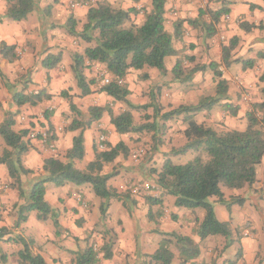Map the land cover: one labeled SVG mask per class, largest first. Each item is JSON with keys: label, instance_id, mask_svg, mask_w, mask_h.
<instances>
[{"label": "clouds", "instance_id": "1", "mask_svg": "<svg viewBox=\"0 0 264 264\" xmlns=\"http://www.w3.org/2000/svg\"><path fill=\"white\" fill-rule=\"evenodd\" d=\"M15 4L16 0H0V49L5 48V45L11 49L6 58L0 55V61L4 62L0 65V123L8 112L15 114L19 111L20 115L15 116L16 125L12 131L19 135L22 129L27 128L28 136L21 137V142L27 144L30 140L31 143L28 144L26 153L18 155V150L4 143L0 137V159H4L5 154H8L7 162L0 163V264H19L18 254L23 251L24 242L29 237L34 239L35 246L41 250L45 264H75L79 252L85 247L86 239L96 253L98 264H151V254L162 246L166 238L171 239V233L174 231L189 234L194 246L200 249L198 257H183L174 261V264H223V261L234 256L235 250L241 246L245 255L237 264H264V232L257 230L259 226L256 223L249 225L247 219L241 220L239 236L234 234L232 239L235 242L225 249L227 240L218 245L201 240L194 218L186 220L181 217L172 221L168 215L172 209L167 206L163 217L154 220L148 218L151 206L145 202L146 198L159 196L169 190L167 186L158 183L165 160H171L173 167L191 165L193 168H203L215 159L211 154L194 150H189L187 155H173L181 145L196 140L195 135L185 137L184 130L189 129V124L181 123L184 120L183 114L170 133V137L175 138L171 142L166 139L163 146L153 144L151 133L139 136L138 143L136 140H129L133 135L131 132L117 137L114 125L110 124L109 120L119 115V112L114 111L110 117L108 109H124L116 102L115 97L101 91L103 85L109 82L111 74L106 71V65L87 58L83 75L85 84L92 89V94L79 98L82 94L76 86V74L68 66L71 64V53L81 51L83 42L79 33L84 29L83 25L78 23L75 34L69 35L66 28L68 16L72 14L83 20L90 11H99L101 8L108 9L113 15L124 11L131 18L126 22V26L135 25L132 29L135 33L146 23L149 16L157 13L154 0H58L55 3L53 0H31L27 19L19 21L12 19L9 13ZM49 5H52L51 15L45 13ZM163 7L165 32L172 31L170 21L177 18L193 17L200 20L199 9L209 8L213 12H222L219 23L215 25L218 31L211 40L205 41L201 28H190L185 23L184 28L188 35L183 45H177L178 49H183L176 57L182 61L183 67H193L184 58L199 53L203 61L198 57L196 63L215 61V71L212 68L205 72L195 71L188 88L182 87L179 80L169 82L166 100L173 108L178 105L199 108L201 102L208 103L214 99L216 103L210 109L200 108L195 114L186 115L191 117L198 129L204 131L218 134H228L234 129L244 131L247 124L245 112L249 110L246 102H255L259 95H264L260 92L264 89V83L259 79L264 75V59H256L255 66L244 73L237 71L238 66L232 64V61L238 55L244 56L249 47L255 50L264 49V0H165ZM203 20L211 22L207 16ZM53 36L55 39H52ZM230 36H238L241 39L236 50L227 62H224L217 48L219 43L227 44ZM45 38L47 45L53 46V51L64 49L66 52L65 61L53 74L63 76V81L59 83L54 80L47 84L43 70H40V62L48 55L44 51L47 46L44 43ZM190 41L198 45L195 53L186 47ZM205 43L212 46L207 53L204 52ZM129 71L131 72V69ZM93 78L95 83H89ZM131 79H135V75ZM26 80L32 81L26 96L39 91L41 87H47L52 99L38 104L36 108L25 104L23 108L18 109L15 104H11L12 95L20 90ZM166 80L167 77L161 76L159 82ZM224 81L228 82V90L221 94L217 89ZM151 84L152 80L137 81L136 96L141 88H147ZM240 85L248 91L242 94L240 111L233 114L226 106L238 103L235 94L239 92ZM70 86L68 98L61 99L60 88L68 89ZM135 98L128 97L130 100ZM105 101L109 103L105 104ZM144 101L150 102V97L145 96ZM71 104H75L76 111L70 110ZM94 105L103 106L102 118L87 127L85 122L90 117L88 108ZM45 107L52 113L47 120L40 114ZM165 111L171 109L165 107ZM33 114L35 119L31 122L35 123L36 127L29 128V117ZM145 115L152 116L153 108L149 107ZM142 122L152 123V120ZM41 124H44V127H40ZM49 124L56 126L50 129ZM38 134L42 139H36ZM81 138L84 154L82 159H76L72 154L75 140ZM118 138L130 145L127 159L125 160L124 153L118 150L111 160H104L102 154L112 153ZM197 157L199 164L196 163ZM258 158L259 164L255 163V159L247 164L248 168L255 170L257 182L249 186L247 179L239 180L237 184H242L243 187L232 189L235 194H243L249 204L251 198L264 195V151ZM50 161L56 162L58 169L51 168ZM69 168L94 179H102L113 170H119L122 179L116 182V194L126 207L121 208L113 201L114 214L105 221L101 219L98 211L100 198L87 192H80L78 195L76 186L66 181V186L60 189L53 188L51 184L44 185L46 191L43 203L51 210L47 219H44L40 212L32 211L25 213L26 220L19 222L18 214L21 208L30 202L32 186L38 181L52 177L54 171L59 174L60 170ZM150 169H155V174H152ZM167 179L172 181L175 177L169 175ZM133 201L136 202L135 206ZM79 217H84L86 222L78 227L74 221ZM251 218L255 220L254 215ZM120 220H123V223L118 224ZM103 245L113 247L114 255L111 261L104 260Z\"/></svg>", "mask_w": 264, "mask_h": 264}, {"label": "trees", "instance_id": "2", "mask_svg": "<svg viewBox=\"0 0 264 264\" xmlns=\"http://www.w3.org/2000/svg\"><path fill=\"white\" fill-rule=\"evenodd\" d=\"M156 3L157 13L149 16L146 23H144L134 33L132 27H127L126 22L130 21L127 12L118 11L115 15L111 14L108 9L101 8L99 11H90L87 14V23L84 25V31L79 33V37L85 42H95V46L87 48L84 55L76 54L74 56L73 72L76 74L79 87L82 89V94H90V89L85 84V77L83 75L85 59L98 60L101 64L106 65V70L114 79L108 86L102 88L109 96L115 97L116 102L125 104L130 110H139L140 108L148 109L154 107L155 119L160 114L162 109L159 106L151 104L150 106L137 107L128 100L130 91L125 84V79L129 69L142 70L145 67L156 68L162 74H166L165 59L176 56L177 51L174 48V40L181 37L182 23H177L176 34L173 36L169 32L164 31L165 16L163 4L165 0H154ZM31 7V0H16V4L9 10L10 17L14 20L27 19V13ZM129 11H135L130 9ZM203 13V12H202ZM200 13V18L203 15ZM221 11L211 14L212 21L205 25L210 36L217 33L215 25L219 23ZM199 21L191 20L188 23L195 26ZM69 32L75 34V24L70 21ZM246 27V26H245ZM236 40L231 41L230 47L223 48V58L227 61L230 55V50L236 45ZM14 48V47H13ZM9 49L7 45L3 48L4 57L8 56ZM190 61H195L193 57H189ZM58 58L50 59V63L57 62ZM206 67L197 65L187 74L183 71L182 61L179 60L173 69L174 80L180 82H188L192 78L195 71H203ZM213 71L216 65H212ZM222 75V74H221ZM123 80L122 84H118L115 80ZM264 81V75L260 78ZM226 81L218 85L217 91L221 94L227 92ZM264 93V90H263ZM65 95L66 93H62ZM14 102L17 106L30 104L37 105L42 100L41 94L25 95L24 92H16L13 95ZM216 101L209 100L208 103L201 102L199 108H192L181 106L173 109L163 115L164 120L172 119L176 116L184 115L185 123L189 124V129L184 131L185 137L195 135L196 140L193 143L186 144L184 148L177 151V154H182L189 150L202 151L211 154L215 159L203 168H193L189 166L173 167L172 161H165L162 167V174L159 177L158 183L169 188L166 194L176 197V206L188 210L203 209L205 211L204 219L198 223V233L201 240H206L209 237L220 236L225 238L228 243L225 248L232 244L233 230L230 224L218 220L214 206L210 202L211 197H217L220 203L226 204L222 187L233 189L234 187H243L242 184H237V181L247 179L249 186L256 183V172L254 169L247 167L250 160L255 159V163L259 164V154L264 151V116L260 117L259 113H264V102L261 104L252 105V109L247 114V128L245 131H235L228 134H218L211 131H204L198 129L195 122L187 113L195 114L200 108L212 106ZM72 111H76V107L71 105ZM130 110L123 111L118 116L111 119L116 132L120 135L127 133H143L153 132L157 128V122L143 123L141 125L134 124V117ZM91 118L85 122L87 127H90L93 122L102 117V108L94 107L91 109ZM111 117L113 111L108 109ZM149 120V117H145ZM14 120L12 115H8L0 126V134L6 144L18 150V155H22L28 151V144L21 142V137L28 136L27 131H21L19 135L12 131ZM154 143L158 141L154 136ZM111 146V145H110ZM122 151L124 156L129 155L127 146L120 142L114 147L112 153H105L103 159L111 160L117 151ZM73 157L82 159L84 154L83 141L81 139L75 140V148L73 150ZM8 154H5L4 159H0V163H6ZM197 164H199V157H197ZM51 168L58 169L56 162H49ZM11 174V173H10ZM172 175L174 180L169 181L167 177ZM113 175H106L102 179H94L87 174L77 173L73 170H60L59 174L54 171L53 176L45 180L38 181L32 188L30 202L21 208L19 213V221L26 220L25 213L38 211L44 219H47L50 213V208L43 203V195L46 191L44 185L52 183L55 186L61 187L66 185V181L75 185L89 184L92 186L97 197L105 200L102 206V214L105 215L109 202L112 199H121L116 193V190L109 188L108 182ZM157 200L148 197L147 202L152 204ZM40 217H38L39 219ZM239 236V235H238ZM33 242L25 241L24 249L20 252L19 259L22 264H45L44 258L41 255H36L32 251ZM178 251L179 260L183 257L195 258L200 255V249L194 246V241L190 237L181 236L176 233L171 234V239H165L162 246L152 256V259L157 264H173L176 257L174 251ZM105 252L104 259L112 258L113 247L111 245H103ZM75 264H98L96 253L93 247H87L84 251H80Z\"/></svg>", "mask_w": 264, "mask_h": 264}, {"label": "crops", "instance_id": "3", "mask_svg": "<svg viewBox=\"0 0 264 264\" xmlns=\"http://www.w3.org/2000/svg\"><path fill=\"white\" fill-rule=\"evenodd\" d=\"M55 2H58V0H53V3H55ZM45 13L47 15H51V13H52V5H49L45 9ZM200 13H202L203 15L201 16V19L198 20L199 22L195 26H192V25H190L188 23L191 20H197L196 18H193V17L177 18L175 20L170 21V25H171L172 31L169 32V33L171 35L174 36L176 34V25H177V23H182V28H181V37L179 39H177V40H174V48L177 51V55L176 56H172V57H168V58L165 59L166 74H162L156 68L145 67L142 70H136V69L133 70L132 69L131 72H129L128 75L126 76L125 84L127 85V88L130 91V95L128 97H130V96H135L136 97L134 100L128 99L130 101V103H132L134 106H137V107L150 106L151 104H153V105L159 106L162 109L160 114L157 116V119H155L154 107H153V115L152 116H148V115H145V113L147 112V109L140 108L139 110H137V109L136 110H130V108H128L125 104H122V103L119 102V104L124 109L123 111L130 110L132 112L133 117H134V124L135 125L138 126V125L143 124L142 121H146V118H145L146 116L149 117V120H152V123L155 122V121L157 122V128H156L155 131H153V132H143V133H132L133 135L131 137H129V140H136V142L138 143L139 140L137 138L139 136H142L145 133H151L152 135H151L150 139L153 142V144L156 145L154 143V140H153L154 136H155V139H157V141H158L157 144L160 145V146H163V144H164L166 139H168V141L171 142V140L175 138L174 136L170 137V133L172 132V129H173L175 123L179 120V117L181 115L180 116H176V117H174L172 119H168V120H164L162 117H163V115L165 113L169 112V111H165V107H167L168 109L173 110V109L179 108L181 106H185V105H178L177 107L173 108V105L166 100V89L168 87V83L174 80L173 69H174L175 65L177 64V62L180 60V59H177L176 57H178L180 55V52L183 50L182 48L178 49L177 45H183V42H184L186 36L188 35V32L184 28V25H185V23H187L190 28H201L202 31L205 34V36H204L205 41L211 40L216 35V34L214 36H210L209 35V32L205 28V25L209 24V22L203 20V18L205 16H207L209 18V21H212L211 14L214 13V12L211 9H209V8H204V9H199L198 10V16L199 17H200ZM70 21H72V23L75 24V28H76L78 23L82 24L83 28H84V25L87 23V14L83 18V20H81L80 18H78L77 16H74L72 14H70L68 16V19L66 21V28L68 30V34L72 35L69 32V26H68V25H70ZM52 39H55V36H53ZM233 39H237V40H236V45L233 47V49L230 52V55H229V57H230L232 52H234L236 50L241 38L238 37V36H230L228 38L227 44H223V43H219L218 44L217 51L220 54V57H221L222 61H224L223 48L224 47L229 48L230 44H231V41ZM80 40L83 42L82 45L80 46L81 47V51H77V52L71 53V57H70L71 58V64L68 66V68L72 72H73L72 67H73V64H74V56L76 54L84 55L85 50L87 48H92V47L95 46V42L94 41L85 42L81 38H80ZM44 43H45V45H47V38H45ZM197 46H198L197 43L191 42V41L186 45V47L193 53L196 52ZM13 47H15V46L13 45ZM211 47L212 46L210 44L205 43L204 44V52L207 53L208 51H210ZM44 51L47 52L48 55L45 56L44 60H42L40 62V70H43V76H44L45 82L47 84H51L54 80L57 83L63 81V76H59V75L54 76L53 74L56 73L58 67L65 61V54H66L65 50L61 49L60 51L55 52V51H53V46L47 45V46H45ZM0 55L4 56L3 49H0ZM54 57H57L58 61L57 62H53V64H51L50 63V59H52ZM189 57H193L195 59V61H193V62L190 61ZM198 57H199V53H197L196 55H189V56H186L184 58L188 62L189 65H193V67H190V68L183 67V71L185 72V74H187L189 71H191L197 65H201L203 67H206L205 70L200 71V72H205V71H207L208 68H212V65H216L215 61H212L211 63H200V64H197L196 60H197ZM5 58H6V56H5ZM199 58L203 61V57H199ZM228 58H227V60H228ZM256 59H264V49L255 50V49L249 47L247 49V51L245 52L244 56H239L238 55L237 58L234 61H232V64H234V63L237 64L239 66V68H237V71H239L240 73H244V72H247L249 69H252L255 66ZM224 62H227V61H224ZM3 63H4L3 61H0V65H2ZM228 66L231 67V65H228ZM40 70H38V72ZM133 75H135V79H131V77ZM161 76L167 77V80L164 81V82H159ZM262 76H260V78ZM148 80H152V84L147 86V88H141L139 90V95L136 96L135 85H136L137 81H148ZM191 80H192V78L188 82H180V85L182 87H184V88H188V87L191 86ZM260 82L264 83V81H261V80H260ZM31 83H32L31 80L24 81L23 85L21 86V88H20V90L18 92H24V93L28 92L29 85ZM89 83H95L94 78L92 80H90ZM226 84H228L227 81H226ZM76 86L81 90V94H82V89L79 87L77 79H76ZM238 87H239V92H237L235 94V98H236L238 103L226 106L227 110L229 112L233 113V114H236V113H238L240 111V108H241L242 105L239 102L242 101V99H243V95L242 94H245L248 91V89H246L242 85H240ZM102 88H101V91H102ZM263 90L264 89H261L260 92L263 93ZM70 91H71V86L68 89H65V88L61 87L60 90H59L60 98L61 99L68 98ZM90 91H91L90 94H87V95H83L82 94L79 98L82 99L83 97H87V96L91 95L92 94V89H90ZM62 93H66V94L63 95ZM31 94H41L42 100L40 102H38L37 105L38 104H43L44 101L52 99V95L49 93L47 87H41V88H39V91H35V92L31 93ZM13 95L11 97L10 103L16 105V103L14 102V99H13ZM257 95H259V94H257ZM145 96L150 97V102L144 101V97ZM141 101H144V102H141ZM263 102H264V95H259V99H257L255 102H246V103H248V108H249V110L245 112L246 118H247L248 112L252 109V105L261 104ZM108 103H109V101H105V104H108ZM28 105H29L30 108H36L37 107V105H34V106H32L30 104H28ZM71 105L75 106V104H71ZM71 105H69V108L72 111ZM81 106H83V105H81ZM23 107H24V105L17 106L18 109H21ZM94 107L103 108L102 105L90 106L88 108V112L90 113L89 119L91 118V112L90 111ZM207 107L209 109L211 108V106H207ZM109 109H111L113 111V114H114V111L119 112V114H121V112H123L119 108H117L115 110L112 109V108H109ZM40 114L42 116H44L45 120H47L48 117L52 113H51V111L49 110L48 107H45L44 110ZM8 115H10V116L12 115V118L14 120V126H15L16 125L15 116L20 115V112L17 111L15 114H13L11 112H8L6 114V117ZM259 115H260V117H263L264 113L261 112V113H259ZM109 116L111 117L110 113H109ZM116 116H118V115H116ZM101 118L99 120H101ZM5 119H3V122L5 121ZM34 119H35V114H33V115H31L29 117V128H35L36 127V124L31 122ZM184 119H185V116H184ZM99 120H97V121H99ZM3 122L0 123V126L3 124ZM109 123L112 124L111 123V119L109 120ZM181 123H185V121L183 120V121H181ZM55 126H56L55 124H49V128L50 129L55 128ZM40 127H44V124H41ZM246 128H247V124L245 126L244 131L246 130ZM114 129H115V127H114ZM234 130L235 131H239V130H236V129H234ZM21 131H27L28 132V129L25 128V129H22ZM115 134H116L117 137L121 136L120 134H118L116 132V129H115ZM0 137H2L1 134H0ZM36 139H38V140L42 139V136L38 134ZM3 142L6 143L4 141V139H3ZM28 142H29V144L31 143L30 140ZM120 142H123L127 146V148L129 149V153H130V145L125 140H121V139L118 138L117 141H116L115 146H117ZM185 146H186V144L181 145L178 149H176V151L173 153V155L174 156L187 155V153L189 151L184 152L182 154H177V151L181 150ZM0 147H2V145H0ZM93 151H95V144L94 143H93ZM127 157L128 156H124L125 160L127 159ZM148 159L151 160V157H149ZM165 161H167V160H165ZM163 165H162V167H163ZM155 171H156L155 169H150V172L152 174H155ZM109 175H113V177L109 180V182H112V183L108 182V186H109V188L117 191L116 182L118 180L122 179L121 172L119 170H113ZM48 184H51L52 187L55 188V189H60V188H63V187L66 186L65 185V186L58 187V186H55L52 183H48ZM33 186H32V188H33ZM75 186L78 189V191H77L78 195L80 194V192H87L89 195H91L93 197H97L95 195L94 190H93L91 185L85 184V185H80V186L79 185H75ZM222 191L224 193V199L226 201V204L220 203L218 201V199L213 200V202H214V204H213L214 205V210H215L216 216H217L219 221L230 224L231 229L233 230V235L234 234L236 236L239 235V231H240L239 225H240L241 220H243V219H247L249 225L251 223H256L259 226L257 230L261 231V232H264V195L251 198V203L249 204L248 199L245 198L243 196V194H239V195L235 194V193H233L232 189H229V188H226V187H224V189H222ZM148 197H152V198L156 199L157 201L152 203V204H150V203L147 202V198ZM148 197L146 198L145 202L148 203L151 206L150 209H149V213H148V218L150 220H154L157 217H163L164 216L165 206H167V207L172 209L168 213V215L170 216V219L172 221H176L177 219H179L181 217L185 218L186 220L194 218L195 224L198 226V223L201 222L204 219L205 214L201 213L200 211H198V209L197 210H188V209H185V208L177 207L176 206V200L175 199L174 200L171 199L173 196H170V195H168L166 193H162L159 196H148ZM113 201H115L116 204H119L121 208H125L126 207V205L121 203V199H112L109 202V208H108L106 214L103 215L101 209H102V206L105 204L106 201L100 198V202H98L97 206H98V211H99V215H100L101 219L107 221V220H109L112 217V215L114 214L113 211H112L113 207H114ZM132 203H133V206H135L136 202L133 201ZM236 204L237 205L239 204L241 209H238V214H237L238 221H237V224H234V217H233L232 212H231L232 209H231V211H229V209H230L229 207L230 206H231V208L236 207ZM218 205L220 206L219 211L217 209ZM228 205H229V207H228ZM253 215L255 216V220H253L251 218ZM18 221H19V214H18ZM85 222L86 221H85L84 217H79V219L77 221H74V223H76V225L78 227L82 226V224L85 223ZM119 223H123V220L118 221V224ZM197 229H198V227H197ZM173 233H176L178 235L186 236V237H190L191 238V236L189 234H187V233H180V232H175V231ZM77 239H79V238H77ZM29 240L33 242V246H32L33 253L36 254V255H41L40 254L41 250L35 246L34 239L32 237H29L28 241ZM206 240H208L210 244L216 245V240L220 241L221 239H219V236H215V237H209ZM234 242L235 241H233V239H232V243H234ZM219 244H221V243H219ZM90 246L91 245L88 244V241L86 239L85 240V247L81 251H84L87 247H90ZM225 247H226V245H225ZM225 249H227V248H225ZM173 251H174V253L176 255L174 261H179V253H178V251H175V250H173ZM156 252L157 251H155V252H153L151 254V264H157L152 259V256ZM113 255H114V252H113ZM113 255H112V258H113ZM244 255H245V251H244L243 246H241V247H239V248H237L235 250V255L234 256H230L229 258H226L223 261V264H237L238 261L243 259ZM112 258L108 259V261H111ZM174 261H173V264H174ZM19 264H22L20 262V259H19Z\"/></svg>", "mask_w": 264, "mask_h": 264}, {"label": "rangeland", "instance_id": "4", "mask_svg": "<svg viewBox=\"0 0 264 264\" xmlns=\"http://www.w3.org/2000/svg\"><path fill=\"white\" fill-rule=\"evenodd\" d=\"M235 65H237V64H235ZM238 68H239V66H238ZM222 189H224V187H222ZM210 202L212 204H214V202H213V200L211 198H210ZM228 207H229V205H228ZM229 208H230L229 211H231V209H232L231 212H232V215L234 217V224H237V221H238V218H237L238 209H241V208H240L239 204L238 205L236 204V207L231 208V206H230ZM217 209L219 211V209H220V206L219 205L217 206ZM198 211H200L201 213H204L205 214V211L203 209H198ZM219 239H221V240L220 241L219 240H216V245H218L219 243H224L225 238L219 236Z\"/></svg>", "mask_w": 264, "mask_h": 264}, {"label": "built area", "instance_id": "5", "mask_svg": "<svg viewBox=\"0 0 264 264\" xmlns=\"http://www.w3.org/2000/svg\"><path fill=\"white\" fill-rule=\"evenodd\" d=\"M112 82H114V79L111 76H109V82L107 84L103 85V87L110 85ZM115 82H117L118 84H121L120 82H124V81L118 79V80H115Z\"/></svg>", "mask_w": 264, "mask_h": 264}]
</instances>
